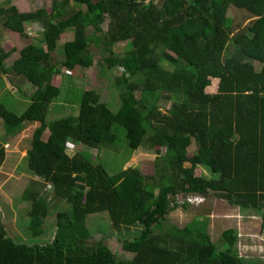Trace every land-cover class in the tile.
<instances>
[{
	"label": "trees",
	"instance_id": "trees-1",
	"mask_svg": "<svg viewBox=\"0 0 264 264\" xmlns=\"http://www.w3.org/2000/svg\"><path fill=\"white\" fill-rule=\"evenodd\" d=\"M153 1L55 0L49 17L41 19L47 58L33 63L25 46L6 68L8 55L0 46V75L13 87L27 83L34 89L20 115L0 101V166L6 157L2 140L35 125L27 159L42 182L29 183L20 200L29 207L34 237L48 218L56 230L48 244L17 243L0 223V264H241L234 231H224L213 244L207 216L197 213L182 229H161L179 197L203 201L213 194L230 206L260 212L264 226V0ZM71 2L99 11V23L108 20L100 50L103 69L121 70L115 77L120 105L112 111L94 91H84L77 116L49 119L61 94L53 76L94 63L84 12ZM8 11L0 6V27L18 34L36 18ZM68 29L73 38L54 57ZM136 76L140 80L129 81ZM212 79L216 89L209 93ZM157 93L171 101L166 112L149 101ZM71 143L115 153L123 144L131 151L151 150L153 171L144 175L90 156L72 158ZM181 144L184 156L194 146L187 166L178 155ZM197 165L215 177L196 176ZM188 205L184 201L181 208ZM97 215L108 217L107 237L121 242L130 261L93 240L88 224ZM220 246L232 251L222 255Z\"/></svg>",
	"mask_w": 264,
	"mask_h": 264
},
{
	"label": "rangeland",
	"instance_id": "rangeland-1",
	"mask_svg": "<svg viewBox=\"0 0 264 264\" xmlns=\"http://www.w3.org/2000/svg\"><path fill=\"white\" fill-rule=\"evenodd\" d=\"M54 1L0 0V6L9 10L7 14L30 12L36 15L35 19L23 23V34L7 31L0 27V46L8 55L3 62L4 67L8 68L12 65L13 61L19 56V51L25 46L31 48V61L33 63L47 58L45 45L41 41V19L49 17ZM157 1L160 0H154L153 2ZM70 7L74 10L81 9L84 12L81 21L86 27L87 42L90 45V53L94 63L87 69L79 66L74 70L63 69L61 73L53 76L51 84L58 88L61 94L51 104L49 119L68 115L77 116L80 111L78 104L84 91H94L99 98V102L108 105L112 111H116V108L120 105L118 91L115 87V77L120 75L121 70L117 67L112 70L103 69V52L100 50L107 31L108 20L99 23L95 19L99 11L90 12L84 5L71 2ZM73 35L72 29H68L60 35L53 54L54 57L58 56L59 52L62 51L64 42L71 40ZM163 68L165 70L171 69L168 65H163ZM255 68L259 70V64L255 63ZM138 80H140L138 76L129 79L131 82ZM216 84L217 80L212 79L211 85L207 87L206 91L209 93L214 92ZM19 86L20 88L13 87L7 82L6 75H0V101L9 106L12 105L13 110L18 115L25 110L28 97L34 91L27 83H20ZM149 101L162 112H166L171 104V101L163 99L160 93L150 96ZM35 128V125H23L10 141L2 140L6 157L0 166V223L17 243L45 245L53 240L56 231L53 218L46 219L41 227V236L34 237L30 230L29 207L20 200L29 183L33 181L42 182L33 175L28 167L27 151L31 133ZM48 134L46 132L45 140ZM2 136L3 129L0 121V138ZM119 149L118 153L108 149L97 151L80 144L71 143L67 147V154L72 158L76 155L90 156L94 162L100 161L103 165L112 169L119 168L124 171L131 168L144 175L152 173L155 155L151 150H141L140 148L131 151L125 144L120 146ZM183 149L182 144L177 147L180 160L184 166H187L189 165L188 158L194 154V146L187 150L186 156L183 154ZM163 151L162 149L161 152ZM194 174L205 179L215 177L202 165L195 167ZM48 191L51 192L52 189H48ZM210 195L209 198L203 201L198 197L197 199L179 197L176 202L179 207L162 222L161 229L164 232L173 227L182 229L199 213L200 216H207L208 218L207 235L213 244H218L224 231L232 230L237 237L234 250L242 260L241 264H264V226L261 225V213L230 206L224 200L213 194ZM184 201L188 202L189 205L182 209L181 204ZM88 225L90 235L94 241L103 240L118 259H124L125 261L132 259V255L122 251L119 240L115 237H107L110 230L106 215L91 217ZM160 232L159 230L156 231V233ZM231 251L232 249L225 246L218 247V253L222 255H227Z\"/></svg>",
	"mask_w": 264,
	"mask_h": 264
}]
</instances>
